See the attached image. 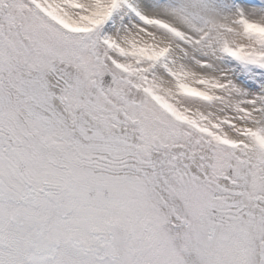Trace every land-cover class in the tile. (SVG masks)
I'll list each match as a JSON object with an SVG mask.
<instances>
[{
	"label": "snow or ice",
	"instance_id": "obj_1",
	"mask_svg": "<svg viewBox=\"0 0 264 264\" xmlns=\"http://www.w3.org/2000/svg\"><path fill=\"white\" fill-rule=\"evenodd\" d=\"M0 264H264V0H0Z\"/></svg>",
	"mask_w": 264,
	"mask_h": 264
}]
</instances>
